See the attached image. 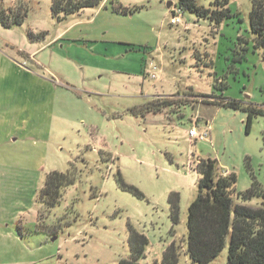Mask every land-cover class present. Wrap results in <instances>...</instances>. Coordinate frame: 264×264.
<instances>
[{"label": "rangeland", "instance_id": "obj_1", "mask_svg": "<svg viewBox=\"0 0 264 264\" xmlns=\"http://www.w3.org/2000/svg\"><path fill=\"white\" fill-rule=\"evenodd\" d=\"M215 1L196 0L211 10ZM125 4L141 9L132 17H118L122 23L113 24L102 38L95 36L114 42L108 50L117 58L108 60L84 44L49 45L68 21L53 16L52 0H0V73L13 61L54 78L76 97L58 116L35 114L34 124L21 108V91L6 93L0 86V223L12 215L5 229L12 226L20 242L9 240V230L0 231V264H120L132 256L137 264H164L173 246L180 251L178 264H194L185 241L200 160H217L223 177L235 173L238 192H246L253 180L264 189V116H255L249 131L247 113L227 107L199 104L201 124L208 122L204 129L190 114L182 116L194 100L226 103L221 96L264 110V51L254 47L252 0H229L230 16L219 26L185 12L177 0ZM175 7L183 18L171 25ZM13 12L27 17L20 26L7 28L3 21L13 22ZM43 45L47 51L38 58L39 68L29 55ZM164 101L170 105L162 107ZM154 104L161 110L149 112ZM36 109L45 111L44 106ZM193 128L209 129V141L191 142ZM12 134L17 140L9 144L6 137ZM53 173L67 181L59 203L50 207L41 198ZM174 193L180 196L177 224L169 204ZM18 198L21 204L13 209ZM239 203L235 198L234 204ZM260 204L254 199L247 205ZM35 245L44 250L33 253ZM229 245L228 240L210 264H229Z\"/></svg>", "mask_w": 264, "mask_h": 264}, {"label": "trees", "instance_id": "obj_2", "mask_svg": "<svg viewBox=\"0 0 264 264\" xmlns=\"http://www.w3.org/2000/svg\"><path fill=\"white\" fill-rule=\"evenodd\" d=\"M105 1L108 0H52V12L58 21H64L87 9H98ZM177 1L185 12L196 14L202 19H210L217 26L230 16L229 0H216L215 10L199 7L196 0ZM109 6L112 13L123 16L134 15L141 9L126 7L118 0H111ZM12 14L15 16L13 22L8 24L5 23L6 20L3 21L7 28L20 26L27 17L26 13L13 12ZM249 20L251 33L255 35L254 47L264 51V0H252ZM201 97L209 98L210 95ZM217 98L226 101V103L222 104V102L216 101L203 103L244 111L247 113L248 131L255 116H264V110L253 105L246 107L242 102L234 99L223 96ZM160 105L167 107L170 104L164 101ZM147 109L149 112L161 110L156 104ZM221 171L222 168L218 161L211 158L201 159L197 164L198 195L188 209L186 254L194 264H210L225 249L229 240V264H264V189L253 180L251 187L246 192H238L236 174L231 173L229 176L223 177ZM66 181L65 175L51 174L41 199L47 202L50 207H54L59 203L60 188L66 184ZM129 189L140 195L136 189ZM46 196L50 198H45ZM169 198L171 218L173 223L177 224L180 214V196L178 193H174ZM235 198L240 202L239 204H234ZM254 199L261 201L257 208L247 205ZM130 243L134 246L136 240L132 239ZM132 249L135 250V247ZM179 252V248L176 246L169 248L164 255V264H178ZM120 264H137V262L136 258L132 256L131 260H122Z\"/></svg>", "mask_w": 264, "mask_h": 264}, {"label": "crops", "instance_id": "obj_3", "mask_svg": "<svg viewBox=\"0 0 264 264\" xmlns=\"http://www.w3.org/2000/svg\"><path fill=\"white\" fill-rule=\"evenodd\" d=\"M110 1L111 0L105 1L98 9H88V11H83L79 14L70 16L67 19L68 21H66L64 28L62 30L61 29L58 30V32L53 37L49 45L54 44L58 46L63 41L80 43L81 45L84 44L85 48L90 49L93 53L99 52L101 55L108 56L107 57L108 60L111 57L116 59L117 56L115 55L111 56L110 55L111 50L110 51L108 50L109 49L108 47H110L108 44L113 41H106L105 39L102 41L99 38L95 37L96 35H99L100 38H102V34H104V36L107 35L109 30H111L110 28L112 27L113 24L122 23L120 20H117V18L121 17V15L112 13L110 6H109ZM118 1L121 2L126 7H130L125 4L126 0H118ZM130 16L132 17V15ZM187 23L189 24V28H190L193 24L191 21V18L189 19ZM189 28L187 27L186 29L189 30ZM197 41L199 42L200 40L198 39ZM92 44H94L95 46H92ZM154 50L151 53L149 52V54L155 53ZM46 51L47 49L45 48L44 45L40 46L37 49L30 51L29 58L30 60L34 61L39 68H42V61L41 59H38V58L42 53H45ZM53 55H56V54L54 53ZM14 64L15 63L13 61L10 62L11 67L9 68L6 67L5 70H3V73L5 74H3L2 72L0 73L1 81L7 79V82L0 86L6 87V91H4L6 93H8V89H11V90L18 89L19 91H21L19 95V97L23 100L22 101L23 104H21V108L23 107L24 109L23 111L27 112V115H26L27 120L30 123H34L32 122L33 121L32 118L37 113H41L44 116L47 113L48 117L46 118L49 119L51 114L54 116L55 115L58 116L62 109L64 108L66 110L69 109L70 107L69 103L71 101V98L72 99L76 98L71 92H69V90H63L61 86L57 82L54 81V78L53 80L48 79L47 77H45V75L43 76L38 71L35 72V71L27 70V69L24 70L20 67H16ZM95 70L99 72V71H102L103 68L101 66H96ZM112 72L116 73L117 71L113 70ZM47 75L50 77H53L52 73L51 74L49 73ZM11 83H14V85ZM172 95L174 94H171L168 96H172ZM184 95L181 93H178L177 96L182 97ZM196 95L194 97L198 98L199 96H196ZM250 95L253 98V95L252 94ZM229 98L233 99V97H229ZM200 101L201 100L199 101L194 100L193 104L187 105L186 107H184L185 110L182 111L183 112L182 116H185L184 115L185 113L190 114L191 121L192 120L196 121L198 119L199 120L198 124H200L202 126V129H204L207 127L208 122H206L204 125L201 124V121L204 120V117H202L201 115H198L199 111H197V107L199 104H204V103ZM36 106L37 107L44 106L45 111L36 109ZM194 114L196 115L195 118H193ZM36 118L41 119L42 117L37 116ZM14 136L15 135L12 134L11 136L6 137L9 144H13L14 142H16L17 139L16 138L14 139L13 138ZM12 140L13 142H11ZM223 168L225 167L223 166ZM10 202L13 203V201L11 200ZM17 204H21V200L19 198L16 201V205L15 206L13 205V209H16V206L18 207L20 206ZM11 216L12 215H9L8 217H11ZM8 217L6 219L3 218V221H1L0 231L4 232L3 230H6V231L9 230V232L7 231L5 233V235L10 236L9 240L11 241L12 239L13 241L17 243H20L18 239L15 238V235L12 231V226H11V229H9L8 226H6V229H5V224L8 221ZM31 248H33L32 249L33 253H40L44 250L43 245L42 246L35 245V246H32ZM20 263L22 262H19L17 264H20ZM33 263L35 262L25 261V264H33Z\"/></svg>", "mask_w": 264, "mask_h": 264}, {"label": "built area", "instance_id": "obj_4", "mask_svg": "<svg viewBox=\"0 0 264 264\" xmlns=\"http://www.w3.org/2000/svg\"><path fill=\"white\" fill-rule=\"evenodd\" d=\"M173 13L171 14V19H170V23L171 25H178L179 23H181L182 21V18H183V11L182 9L178 8V7H175L172 9ZM154 69V70H153ZM156 71V67L153 68L152 67V71ZM152 78H156V75L153 74L152 75ZM208 132H209V129L208 130H205L203 132H198L195 128H193L191 131H190V141L191 142H195L196 141H206L208 140L209 141V135H208ZM224 177H227L229 176V173L228 172H224Z\"/></svg>", "mask_w": 264, "mask_h": 264}, {"label": "water", "instance_id": "obj_5", "mask_svg": "<svg viewBox=\"0 0 264 264\" xmlns=\"http://www.w3.org/2000/svg\"><path fill=\"white\" fill-rule=\"evenodd\" d=\"M171 6H172V4H171V3H168V4H167V7H168V9H170V8H171Z\"/></svg>", "mask_w": 264, "mask_h": 264}]
</instances>
